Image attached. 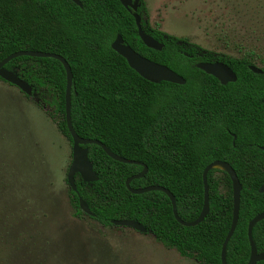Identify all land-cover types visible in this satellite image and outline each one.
<instances>
[{
  "label": "trees",
  "instance_id": "trees-1",
  "mask_svg": "<svg viewBox=\"0 0 264 264\" xmlns=\"http://www.w3.org/2000/svg\"><path fill=\"white\" fill-rule=\"evenodd\" d=\"M80 2L82 7L71 0H0V62L21 51L63 57L73 73L71 118L77 135L146 166V176L134 180L131 188L169 190L184 222L197 220L203 209L204 170L214 162L228 163L242 192L227 264H248V225L264 213V67H258L262 74L250 70L257 67L259 56L252 50H243L241 57L212 53L168 36L151 26L146 2L140 0L144 32L164 45L161 51L152 50L119 0ZM119 35L124 45L168 67L186 84H153L140 77L112 49ZM217 62L233 70L235 83L224 86L197 67ZM5 68L29 84L32 96L27 97L40 109H49V118L72 145L65 112L67 75L61 62L20 57ZM83 148L98 180L87 183L76 176L77 192H69L75 217L87 216L80 207L82 199L93 221L104 227H115L113 221H136L181 257L222 264V246L233 219V188L225 171H209L210 213L200 225L186 228L176 221L164 192L128 191L126 181L144 166L118 163L97 145ZM9 215V208L0 209V227L1 216ZM253 239L258 254L264 255V220L255 225Z\"/></svg>",
  "mask_w": 264,
  "mask_h": 264
},
{
  "label": "rangeland",
  "instance_id": "rangeland-1",
  "mask_svg": "<svg viewBox=\"0 0 264 264\" xmlns=\"http://www.w3.org/2000/svg\"><path fill=\"white\" fill-rule=\"evenodd\" d=\"M145 2L160 32L212 53L255 51L264 67V0ZM48 112L0 81V209L10 211L1 216L0 264H198L152 235L74 216L72 145Z\"/></svg>",
  "mask_w": 264,
  "mask_h": 264
},
{
  "label": "water",
  "instance_id": "water-1",
  "mask_svg": "<svg viewBox=\"0 0 264 264\" xmlns=\"http://www.w3.org/2000/svg\"><path fill=\"white\" fill-rule=\"evenodd\" d=\"M74 4L79 7H82L80 0H71ZM121 4L126 8L135 19V23L138 29V35L145 46L149 49L161 51L164 47L163 44L155 40L150 35L146 34L142 27V18L138 14V7L140 0H119ZM112 49L119 54L122 58H124L129 67L134 70L140 77L145 79L148 82L153 84H160L162 82H167L176 85H185L186 80L169 69L166 66L159 65L155 62H152L140 54L136 53L130 47L124 45L122 37L119 35L115 42L112 44ZM20 57H30V58H51L58 60L64 66L67 75V87H66V123L68 127V131L72 138V163L68 172L67 181L70 189L74 192H77L76 187V176L79 175L83 181L87 183H93L98 180L97 175L93 170V165L90 162L88 156V150L83 148L84 145H97L106 153V155L111 158L112 160L127 164V165H141L144 166L140 162L130 161L125 158H122L113 152H111L103 143L97 140L91 139H83L77 135L75 132L73 125H72V118H71V109H72V90H73V73L71 70L70 65L68 62L61 56L56 54H49L43 52H33V51H21L14 53L7 57L5 60L0 62V78L5 81L6 83L10 84L11 86L16 87L20 92L25 94L28 97L32 96V88L27 84L25 81L21 80L17 74L12 71H9L5 68L7 64L11 61L20 58ZM198 69L202 70L208 75L213 76L216 78L222 85H227L229 83H235L237 81V76L233 72V70L224 63L217 62V63H199L197 64ZM250 70L255 74H262V70L258 67H250ZM220 166L222 168H218ZM212 169H219L225 171L232 182L233 188V219L232 224L229 230V233L224 241L221 251V262L222 264H227V248L228 244L233 237L236 228L239 222L240 216V205H241V192H242V185L240 180L237 176L235 170L225 162H214L209 165L203 173V183H204V204L203 209L201 211L200 216L197 220L193 222H184L180 219L178 212H177V203L174 195L167 189L159 186L149 187L144 189H133L131 188V183L134 180L144 178L148 173V168L144 166V170L126 181V187L128 191L133 195H143L149 192L160 191L164 192L168 198L170 199L172 206H173V214L176 221L186 228H192L200 225L203 223L210 213V195H209V186L207 182V176L210 170ZM260 193H264V185L260 189ZM80 207L87 215H91V212L87 206V204L80 199ZM264 220V213L259 214L256 216L248 225V240L251 249L250 260L248 264H258L259 262L264 261V255L258 254L257 247L255 245L253 239V229L256 224ZM112 225L115 227H123V228H131L140 233H147V229L142 226L140 223L136 221H113Z\"/></svg>",
  "mask_w": 264,
  "mask_h": 264
},
{
  "label": "flooded vegetation",
  "instance_id": "flooded-vegetation-1",
  "mask_svg": "<svg viewBox=\"0 0 264 264\" xmlns=\"http://www.w3.org/2000/svg\"><path fill=\"white\" fill-rule=\"evenodd\" d=\"M70 192V191H69ZM75 216V215H74ZM84 217H88V218H90L91 220H93L92 219V217H91V215H87V216H84ZM77 218V217H76ZM83 218V217H82ZM82 218H79V219H82ZM148 235V234H147Z\"/></svg>",
  "mask_w": 264,
  "mask_h": 264
},
{
  "label": "bare ground",
  "instance_id": "bare-ground-1",
  "mask_svg": "<svg viewBox=\"0 0 264 264\" xmlns=\"http://www.w3.org/2000/svg\"><path fill=\"white\" fill-rule=\"evenodd\" d=\"M218 168H222V167H220V166H217Z\"/></svg>",
  "mask_w": 264,
  "mask_h": 264
}]
</instances>
